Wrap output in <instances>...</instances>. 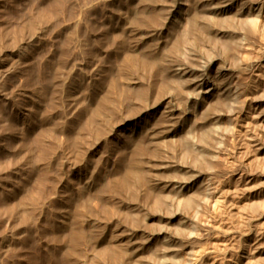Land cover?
Wrapping results in <instances>:
<instances>
[{"label": "bare ground", "instance_id": "obj_1", "mask_svg": "<svg viewBox=\"0 0 264 264\" xmlns=\"http://www.w3.org/2000/svg\"><path fill=\"white\" fill-rule=\"evenodd\" d=\"M138 1L150 22H130L124 48L115 27L106 32L103 60L90 70L99 90L87 74L72 99L79 126L66 136L53 122L37 137L43 148L55 143L60 182L77 207L68 264H264V143L251 112L264 100V86L251 87L264 81V0ZM32 35L28 42L40 37ZM227 139L254 149L247 193L237 183L229 195L217 177Z\"/></svg>", "mask_w": 264, "mask_h": 264}, {"label": "rangeland", "instance_id": "obj_2", "mask_svg": "<svg viewBox=\"0 0 264 264\" xmlns=\"http://www.w3.org/2000/svg\"><path fill=\"white\" fill-rule=\"evenodd\" d=\"M99 1L0 0V264H68L69 262L70 256L66 238H68L70 229L79 224L78 217L76 219L74 216L77 215L76 203L69 201L67 198L70 187L60 182L61 176L58 172L56 158H54L55 143L47 142L43 148L37 137L43 129H48L53 122L54 126L66 127V136L77 127L76 114L71 115L73 111L72 99L78 92L79 82L87 77V74H91L92 77V91L99 90L101 76L90 70L93 69L92 67L96 63L103 60L109 30L115 27L117 36L125 33L124 36L122 35L123 38L121 35L118 37L121 46L124 48L122 41L129 35L128 27L131 23L133 21V23L135 21L146 23L147 20V23H149L151 19V16L150 19L148 18L150 11L147 10L148 12L145 11L144 13L145 8L139 4L140 1L138 0ZM138 9L141 10L137 12L139 15L136 11L134 12V10L139 11ZM141 13H144V15ZM142 16L146 17L143 22L139 21ZM133 17L139 20L133 19ZM131 18L132 20H130ZM77 20L80 25H78ZM36 32L40 34V37H37L33 42H28L30 35L33 34L32 36H34ZM69 37L71 42L68 39ZM72 38H78V42ZM22 40L25 42L22 43ZM99 40L100 43H105L100 44ZM76 42L80 43L82 48L83 46L85 48L82 49ZM75 44V47H78L77 49L81 48V51L77 49L76 53L75 49L72 51V48L75 47L71 46ZM20 46L24 47V53L22 52L21 55L17 54ZM63 53H65V56H60ZM91 54L93 55L91 56ZM81 60L86 61L82 63ZM73 63L74 65H72ZM86 63L87 65H85ZM57 66L61 68L60 70L63 69L62 71L73 70L70 71L71 76L69 71L60 72ZM80 68H84L85 71L84 69L80 70ZM247 77L248 83L249 75ZM65 78L68 80L66 81ZM60 79H64L65 83L61 85ZM253 81L254 83L251 84L253 88L264 86V81L261 78ZM60 97H63L60 99L63 103L60 102ZM57 101H59V104ZM261 102L258 104L259 108L256 107L255 110L251 108V112H254L253 116H260L251 118L252 121L254 120L253 125L257 126L255 128L253 126L252 133L256 132L257 134L254 135L257 137L260 134L259 136L262 138L258 141L259 145L264 143V113H262L264 112V100ZM66 115L70 118L65 119L67 118ZM261 120H263L262 123ZM259 124L262 125L259 126ZM230 141L229 139L226 140L227 150L225 149L226 151L221 157V163L224 160L223 164L228 162L227 164H230V166L226 164L225 167L219 163L220 170L217 177L219 176V180H224H221L222 184L224 189L228 190L225 192H230L228 194L232 196L233 187L237 183L241 184L239 188H244H242L243 193H247L248 183L246 181H248L247 176L250 169L248 167H250L254 149L250 146L239 147L237 141H235L237 143ZM233 143L235 146L231 145ZM65 148H67V145H65ZM232 149H235V151ZM251 149L253 150L251 151ZM222 158L224 159L222 160ZM224 172H228L230 175ZM238 173H241V175H237ZM235 177L241 178L240 182ZM55 187H59V192L62 190L60 197L51 195ZM243 198L247 200L246 195ZM95 205H97L96 202L87 203L86 215L93 216L91 210ZM230 209V207H227L225 211H230ZM73 211H75L74 214ZM228 214L229 212L225 215ZM73 217L75 220H73ZM235 218L238 220V222H235L236 219H234L236 225H240L241 221L239 220L242 219ZM226 219L228 218L226 217ZM86 227L90 228L87 223ZM80 246H83V244L81 243Z\"/></svg>", "mask_w": 264, "mask_h": 264}]
</instances>
